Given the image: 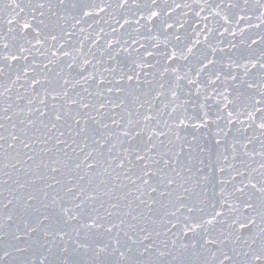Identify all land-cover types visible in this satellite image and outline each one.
I'll return each mask as SVG.
<instances>
[{"label":"water","instance_id":"95a60500","mask_svg":"<svg viewBox=\"0 0 264 264\" xmlns=\"http://www.w3.org/2000/svg\"><path fill=\"white\" fill-rule=\"evenodd\" d=\"M262 124L264 0H0V264H247Z\"/></svg>","mask_w":264,"mask_h":264},{"label":"snow or ice","instance_id":"6c2138e0","mask_svg":"<svg viewBox=\"0 0 264 264\" xmlns=\"http://www.w3.org/2000/svg\"><path fill=\"white\" fill-rule=\"evenodd\" d=\"M25 27H28V25H25ZM57 119H60V116L57 115L56 117ZM261 127H264V124L261 125ZM138 159H143L142 156H138ZM123 165H121L122 167ZM253 187H255V185H253ZM155 191V189H153ZM239 191H243V189H238ZM259 191L264 192V187H262L261 189H259ZM250 207L252 205H249ZM262 216V222H264V213H261ZM209 223H211V221H209ZM251 224H255V220H252L250 222ZM244 225H242L243 227ZM33 231H35V229H32ZM261 232L264 233V229H261ZM215 241H208V243H214ZM245 244H247V241H244ZM257 241L256 239L252 240V244H256ZM184 247H187L186 245ZM65 252H67V249H64ZM103 251V249L101 250ZM145 251H147V248H145ZM222 256L224 257V259H228V260H232L233 257L228 255L225 252H221ZM161 255H164V253H161ZM242 255L246 258L247 260V264H264V239L261 240L260 244L258 247H252L251 245H248V251H245L242 253ZM121 257H124V253L121 252L120 253Z\"/></svg>","mask_w":264,"mask_h":264}]
</instances>
